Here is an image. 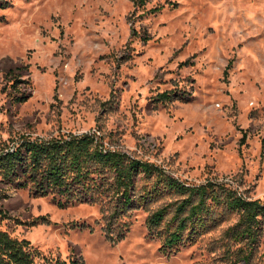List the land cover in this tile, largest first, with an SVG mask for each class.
I'll return each mask as SVG.
<instances>
[{"label":"rangeland","instance_id":"obj_1","mask_svg":"<svg viewBox=\"0 0 264 264\" xmlns=\"http://www.w3.org/2000/svg\"><path fill=\"white\" fill-rule=\"evenodd\" d=\"M169 90L189 97L154 102ZM23 93L28 99L15 101ZM86 133L185 183L227 182L264 201V0H13L0 8V147ZM0 211L2 230L83 264H264V229L252 247L226 236L236 212L164 253L141 204L125 217L126 236L112 240L100 204L61 207L0 175Z\"/></svg>","mask_w":264,"mask_h":264},{"label":"trees","instance_id":"obj_2","mask_svg":"<svg viewBox=\"0 0 264 264\" xmlns=\"http://www.w3.org/2000/svg\"><path fill=\"white\" fill-rule=\"evenodd\" d=\"M12 2L0 0V8H8ZM18 82L14 81L12 87L17 88ZM174 96L189 97L183 90H169L153 100L167 102ZM27 99L28 95L23 93L15 101ZM10 141L0 147V175L6 183L30 187L35 196L53 195L61 207L100 204L109 239L119 241L126 236L131 222L125 217H130L140 204L149 212L147 228L161 238L164 253L194 242L201 230L210 221L222 219L225 211L239 216L237 223L227 229L226 236L244 246L257 243L264 229L262 199H250L227 182L185 183L156 163L111 147L105 136L86 133L51 140L24 137ZM169 193L176 199L155 209L150 207L153 200ZM6 218L0 211V225ZM243 250L242 246L240 251ZM251 253L246 251V256ZM0 264H83V261L77 256L50 257L29 239H20L0 228Z\"/></svg>","mask_w":264,"mask_h":264}]
</instances>
